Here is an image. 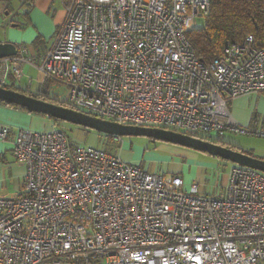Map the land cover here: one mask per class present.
<instances>
[{"label": "built area", "instance_id": "obj_1", "mask_svg": "<svg viewBox=\"0 0 264 264\" xmlns=\"http://www.w3.org/2000/svg\"><path fill=\"white\" fill-rule=\"evenodd\" d=\"M209 8L210 0H66L49 47L0 59V85L23 87L29 65L40 85L64 86L70 108L104 120L208 141L264 138L260 124L227 111L238 96L264 93V47L247 35L202 63L188 32ZM107 138L83 147L55 125L0 123V141L24 165L19 193L0 198V264H264V173L233 164L224 192L208 196L178 174L123 161Z\"/></svg>", "mask_w": 264, "mask_h": 264}, {"label": "crops", "instance_id": "obj_2", "mask_svg": "<svg viewBox=\"0 0 264 264\" xmlns=\"http://www.w3.org/2000/svg\"><path fill=\"white\" fill-rule=\"evenodd\" d=\"M22 1L24 3H27L28 10L22 13V17H20L17 12H8V16L9 14H11V16L14 17V19L8 21L6 19V22L9 25L7 28L10 32V38L0 42L14 43L17 48L25 47L29 56H36L38 53L44 51L47 47H49L56 30L62 24L65 16L64 5L66 3V0ZM24 68H27L29 70L31 68L34 69L29 65H25L23 67V71ZM25 79L21 81L23 86H25V83H27L28 79H31V83L27 85L28 90H39L37 88V86L40 85L39 81L36 82L37 84L35 83L36 89L32 90V78L25 76ZM49 86L47 87V92ZM227 111L235 121L241 124L258 123L262 127H264V97L259 96V94L238 96L237 98L231 100V102L227 105ZM0 123L8 125L12 128H22L33 131H42V129L40 128L41 124H46V129L55 125L53 120L51 119L47 121L45 118H38V116H34L30 112H27L25 110L23 111L20 108L5 105L1 102ZM46 129L44 128V130ZM80 130L82 132H80ZM85 134L86 133L84 130H82L81 128H77L74 132V139H77V141H82ZM162 148L164 149L163 146ZM116 152L123 161L140 166V164L132 162L131 157H129L128 154H125L126 157L124 158L120 150L118 151L116 149ZM170 156V160L164 168H157L155 167V165H153L149 166L147 169H144L154 172L169 171L170 173L178 174L183 178L186 186L194 181L195 176L199 177V167L190 165L191 160L193 159H190L188 161L189 165L185 159L187 156L191 158L198 157L197 154L190 152H181L179 150H176L175 148H172ZM140 167L143 168V166ZM23 174L24 165L14 159L11 152L10 141H0V192L3 194L2 196H0V198L14 197L19 193ZM227 176L224 181H226ZM220 194L221 193H219L218 195Z\"/></svg>", "mask_w": 264, "mask_h": 264}, {"label": "rangeland", "instance_id": "obj_3", "mask_svg": "<svg viewBox=\"0 0 264 264\" xmlns=\"http://www.w3.org/2000/svg\"><path fill=\"white\" fill-rule=\"evenodd\" d=\"M27 10L28 5L22 0H0V41H5L10 38V32L7 28L9 25L6 22V19L8 21L14 19V17H12L11 14H9L8 16V12H17L18 15L22 17V13L26 12ZM24 71V76L32 78V90L36 89L35 85L37 84L36 82H38L39 79L42 77L41 73L37 72L32 68L30 70L24 68ZM23 88H26L28 90L27 85L23 86ZM48 92L53 97H56L58 100L64 99L66 95L64 86L56 82L50 84ZM259 96L264 97V93L259 94ZM31 114H33L34 116H38V118H45L47 121L50 120L47 116L43 114ZM55 126L62 129L68 135L69 138L74 139V132L77 129L75 125L62 121L60 122V124ZM46 127V124H41L40 126L42 130H44V128L46 129ZM87 131L88 132L85 131L86 134L84 135L83 140L78 141L80 145L83 147L100 146V140L102 138L100 137L99 133L94 130ZM80 132L82 131L80 130ZM221 140L226 144L230 145L228 148L232 150L249 152L251 155H253V157L264 159V138L262 137L226 133L222 136ZM114 145L115 146H110L109 148H117L118 151L120 150L124 158L126 157L125 154H128L129 157H131L132 162L140 164V166H143V168L145 169L153 165H155V167L157 168H164L170 160V153L172 151V148H175L176 150H179L181 152H190L197 154L198 157L191 158L187 156L185 159L187 163L190 159H193L191 160L190 165H195L199 167V177L195 176L193 182H197L200 185V189L202 191H205L206 195L208 196L218 197L219 193L222 194L224 192V180L233 166L231 162L211 156L209 154L174 145L171 143L154 140L145 136H122L120 138V142L115 143ZM162 146L164 147V149L162 148ZM222 146L226 147L225 145ZM164 172L170 173L169 171ZM217 182L218 186H216ZM2 195L3 194L0 192V196Z\"/></svg>", "mask_w": 264, "mask_h": 264}, {"label": "water", "instance_id": "obj_4", "mask_svg": "<svg viewBox=\"0 0 264 264\" xmlns=\"http://www.w3.org/2000/svg\"><path fill=\"white\" fill-rule=\"evenodd\" d=\"M17 46L11 42H0V59L17 54ZM0 102L10 104L30 113H39L108 136H145L171 143L226 160L232 164L249 167L264 173V159L235 151L212 141L203 140L164 128L122 125L104 120L82 111L39 99L23 92L0 86Z\"/></svg>", "mask_w": 264, "mask_h": 264}, {"label": "trees", "instance_id": "obj_5", "mask_svg": "<svg viewBox=\"0 0 264 264\" xmlns=\"http://www.w3.org/2000/svg\"><path fill=\"white\" fill-rule=\"evenodd\" d=\"M247 35H252L257 47H264V0H210L208 15L200 22L198 28L188 32V38L193 45L195 55L204 64L209 63L213 58L217 57L222 52L227 42H240ZM50 83V79H46L42 85L37 86L39 90L36 89L34 91L27 90L23 87H14L12 85L0 86L69 107L63 100H58L48 94L47 87ZM1 103L16 107L4 102ZM52 120L55 125L62 122L57 119ZM76 127L86 132L89 130L80 126ZM99 135L101 138L105 136L101 133H99ZM209 141L225 145L226 147L230 146L220 139H209ZM114 143L116 142L108 136L105 142V148L107 150H113V147H109L113 146ZM241 152L253 156L249 152Z\"/></svg>", "mask_w": 264, "mask_h": 264}]
</instances>
